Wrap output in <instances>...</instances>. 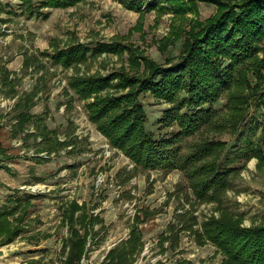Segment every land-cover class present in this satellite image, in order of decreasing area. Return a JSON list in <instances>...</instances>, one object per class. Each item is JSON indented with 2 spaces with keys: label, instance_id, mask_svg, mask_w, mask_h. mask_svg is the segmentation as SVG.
Instances as JSON below:
<instances>
[{
  "label": "rangeland",
  "instance_id": "rangeland-1",
  "mask_svg": "<svg viewBox=\"0 0 264 264\" xmlns=\"http://www.w3.org/2000/svg\"><path fill=\"white\" fill-rule=\"evenodd\" d=\"M186 1L196 7L195 13H184L186 20H175L171 11L140 15L120 0H85L65 10H44L49 12L46 20H26L17 1L0 0V214L12 213L0 223L12 232L0 236V264H61L69 237L65 214L72 203L81 208L74 218L92 224L80 264H106L108 252L124 247L132 229L140 234L141 247L131 264H219L220 253L200 237L204 223L225 211L239 218L242 229L264 225V161H232L244 146L242 136L252 138L264 154V99L250 107L234 133L225 106L232 94H223L213 107L220 127H205L182 142L186 154L195 144L220 141L226 144L222 160L233 164L220 202H201L180 172L136 168L113 148L89 119L85 105L93 97L79 100L68 86L72 79L87 77L129 78L131 87L108 88L99 95L122 96L148 74L142 61L138 66L131 62L133 55L157 67L177 61L184 35L174 44L166 38L175 27L187 32L217 12L214 3ZM76 44H117L123 50L68 69L48 59ZM261 88L264 94V85L249 78L244 93L252 96ZM138 99L147 116L146 130L156 135L157 122L170 105L149 94ZM23 111L31 120L18 127L17 115ZM76 228L81 234L83 228Z\"/></svg>",
  "mask_w": 264,
  "mask_h": 264
},
{
  "label": "trees",
  "instance_id": "trees-1",
  "mask_svg": "<svg viewBox=\"0 0 264 264\" xmlns=\"http://www.w3.org/2000/svg\"><path fill=\"white\" fill-rule=\"evenodd\" d=\"M13 1L19 3L26 20H46L48 10L69 9L85 0ZM199 1L214 3L217 12L187 32L177 31L175 27L166 38L168 43L174 44L184 35L177 61H167L166 67H157L143 56H132L133 64L138 66L137 62L142 61L148 69V74L134 83V91L122 96L99 97L108 88L121 90L131 87L129 78L114 82L118 76L72 79L68 86L79 100L88 101L93 97V101L85 105L89 119L97 124L109 144L122 151L136 168L180 172L196 200L220 202L234 171L232 161L245 162L255 158L262 163L264 154L261 146L252 138L242 136L240 141L244 146L231 161L227 158L222 160L226 144L220 141L195 144L186 154L182 151V142L205 127H220L215 124L217 114L213 107L223 94H232L225 106L229 116L227 125L234 133L244 125L250 107L258 101L262 103V88L252 96H247L244 91L248 90L249 78H253L257 86L264 85V0H237L231 4L220 0ZM120 3L125 9L140 15L154 10L160 13L171 11L175 20H186L184 13H195L196 8L186 0H120ZM122 50L117 44H97L94 48L76 44L56 50L48 59L54 66L68 69L104 53L117 54ZM260 52L262 58L258 57ZM142 94H149L155 100L170 105L157 122L159 132L156 135L146 130L147 116L138 99ZM25 106L29 107L28 104ZM29 120L31 117L23 111L17 115V126L21 127ZM169 129L173 130L169 132ZM78 210L81 208L72 203L65 214L69 237L61 264H80L85 253L89 225L92 224L90 219L87 222L85 218L75 219L74 214ZM11 214H0V223L3 224L1 219ZM234 218L222 211L219 219H210L202 225L200 237L220 253L222 260L219 264H264V225L242 229L239 218ZM77 225L83 228L81 234ZM3 227L0 228V236L12 233ZM140 238V234L132 229L125 246L110 250L105 263H133L132 257L141 247Z\"/></svg>",
  "mask_w": 264,
  "mask_h": 264
}]
</instances>
